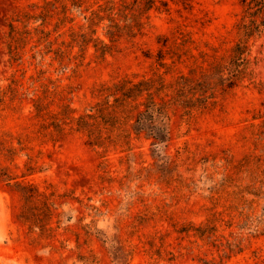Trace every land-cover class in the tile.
Returning <instances> with one entry per match:
<instances>
[{"label": "rangeland", "instance_id": "obj_1", "mask_svg": "<svg viewBox=\"0 0 264 264\" xmlns=\"http://www.w3.org/2000/svg\"><path fill=\"white\" fill-rule=\"evenodd\" d=\"M106 2L0 0V142L15 148L0 153V166L53 201L45 230L32 229L17 217L18 193L0 179V264H125L111 254L118 245L126 264H264V122L252 118L263 108L264 32L249 41L253 63L237 86L217 89L191 117L172 110L170 167L152 158L143 134L95 146L68 128L55 142L36 132L32 98L43 84L63 89L49 109L70 99L78 115L97 101L101 82L197 78L198 66L227 60L238 39L240 0L187 8L155 0L142 34L122 36L103 58L91 45L83 53L70 46L84 16Z\"/></svg>", "mask_w": 264, "mask_h": 264}, {"label": "trees", "instance_id": "obj_2", "mask_svg": "<svg viewBox=\"0 0 264 264\" xmlns=\"http://www.w3.org/2000/svg\"><path fill=\"white\" fill-rule=\"evenodd\" d=\"M77 1L79 0H74V3ZM154 2L155 0H144V6L140 7V0H121L119 6H116L112 0H107L105 5L91 10L90 16H84V28L71 32L70 46H77L83 53L91 45L97 56L103 58L117 47L122 36L133 39L142 34L144 21L141 17ZM180 2L185 8L191 7V0ZM240 4L242 15L235 23L238 39L227 60L214 58L208 63V67L198 66L200 70L197 78L180 72L172 80H166L162 74H157L156 77L137 81L124 78L110 83L101 82L96 87L97 101L85 107L84 112L78 115H75L76 108L71 105L70 99L61 104L58 110L49 109L51 99H54L55 94H61L63 89L58 90L57 84H53L52 88L43 84L42 93H34L36 96L32 98L34 116L39 124L36 132L55 142L68 128L84 134L85 141L95 146L120 144L126 141L130 133L143 134L149 140L152 158L166 168L172 166L173 160L168 152L172 139V110L180 108L188 117L204 111L215 102L210 99L215 97L217 89L224 93L237 86L249 74L248 68L253 63L249 41L259 38L264 32V0H240ZM98 26L102 28L104 38L96 35ZM164 41L167 43L168 38ZM172 48L177 51L179 49V43L174 39ZM158 53L159 63L167 66L162 51L159 50ZM72 90L71 86L67 87V93ZM259 90L264 93V85L261 84ZM261 105L262 110L253 114L252 118H262L264 122V98ZM258 134H264V130H260ZM0 151L7 154L9 151L14 152L15 148L11 144L4 146L0 142ZM3 168L0 166V179L17 192L22 201L17 213L18 219L27 222L32 229L45 230L53 214V201L34 184L18 180L13 174L3 173ZM262 189L264 194V185ZM111 254L115 261L125 264L129 257L128 252L119 245L118 250Z\"/></svg>", "mask_w": 264, "mask_h": 264}]
</instances>
